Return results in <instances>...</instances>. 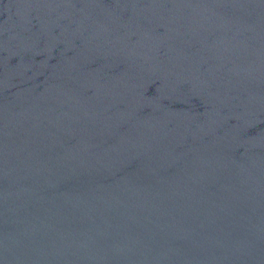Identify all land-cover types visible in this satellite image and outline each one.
<instances>
[{"label": "water", "instance_id": "obj_1", "mask_svg": "<svg viewBox=\"0 0 264 264\" xmlns=\"http://www.w3.org/2000/svg\"><path fill=\"white\" fill-rule=\"evenodd\" d=\"M0 264H264V0H0Z\"/></svg>", "mask_w": 264, "mask_h": 264}]
</instances>
